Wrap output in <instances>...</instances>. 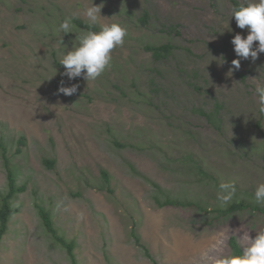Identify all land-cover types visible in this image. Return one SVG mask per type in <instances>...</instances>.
I'll use <instances>...</instances> for the list:
<instances>
[{"label": "rangeland", "instance_id": "374dc122", "mask_svg": "<svg viewBox=\"0 0 264 264\" xmlns=\"http://www.w3.org/2000/svg\"><path fill=\"white\" fill-rule=\"evenodd\" d=\"M92 6L101 8L97 32L118 23L127 36L98 79L70 81L60 60L88 33L73 19L89 22ZM236 9L232 0H0V143L24 187L11 201L18 212L1 239L0 264H70L36 205L74 242L78 264H152L134 244L132 227L158 264H212L202 253L216 239L231 252L230 236L241 246L264 229V216L250 210L219 217L154 201L219 204L217 187L184 173L188 153L235 184L233 199L254 196L264 183V114L255 91L264 86V53L254 62L236 56L233 37L248 34L236 26ZM66 19L67 34L59 31ZM165 42L176 49L161 62L143 48ZM234 59L241 66L231 73ZM193 70L196 79L187 76ZM61 81L78 84L77 93H58ZM214 101L222 105L220 130L194 112ZM7 189L0 149V197Z\"/></svg>", "mask_w": 264, "mask_h": 264}, {"label": "clouds", "instance_id": "9594fccd", "mask_svg": "<svg viewBox=\"0 0 264 264\" xmlns=\"http://www.w3.org/2000/svg\"><path fill=\"white\" fill-rule=\"evenodd\" d=\"M101 8L92 6L88 8L85 15L89 22L96 24L101 16ZM232 17H235L236 26L246 29V37L236 34L231 43L234 45V52L237 57L249 59L254 62L259 58V54L264 53V0H250L245 6L234 10ZM59 31L71 33L69 20H64ZM127 36V28L118 23L105 25L99 32L91 31L80 37L79 46L67 51L60 60L65 71L62 73L68 80L82 77L86 81L98 79L110 66L112 61V51L118 46H122ZM254 42H258L254 46ZM66 47V45H65ZM225 61L223 60L222 63ZM221 63V64H222ZM233 70H239L240 59L232 62ZM228 72V73H229ZM79 85L71 84L65 86L61 81L57 91L66 96L77 93ZM259 97L258 111L264 114V86L255 89ZM236 186L232 182L221 183L217 200L221 207L227 206L236 195ZM254 202L264 206V183L257 186L254 192ZM246 244L241 245L238 251L225 252V241L223 238L216 239L210 250L202 253V259L211 261L212 264H264V229L256 231L254 238L246 237Z\"/></svg>", "mask_w": 264, "mask_h": 264}, {"label": "trees", "instance_id": "16d2710c", "mask_svg": "<svg viewBox=\"0 0 264 264\" xmlns=\"http://www.w3.org/2000/svg\"><path fill=\"white\" fill-rule=\"evenodd\" d=\"M233 4L239 8V4L236 0H232ZM73 22L75 26L79 29H82L87 32L95 31L97 32V27L89 22H85L81 19H73ZM142 24H147L148 22V13L144 12L142 18H141ZM144 50L149 52L151 54V57L156 62H161L163 60H168L170 57L174 55V50L176 49V46L173 45L171 42H165L160 44H150L147 43L143 46ZM189 78L193 77L196 79L197 73L195 70H193L192 75H188ZM188 84L193 86L197 89V84H193L192 81H188ZM222 105L214 101L210 108L206 107L205 104L198 106L195 109V113L200 115L201 117L205 118L206 121H208L210 124H212L216 129H221L223 125V121L220 118ZM24 138L21 137L19 142L20 144L24 141ZM0 149L1 154L4 160V166L6 170V176H7V192L0 197V242L3 238L4 234L8 230V224L10 221V218L18 212V209L13 207L11 204V201L13 197L24 191V187H18L16 184V179L14 176V172L9 164V158L5 154V147L3 144L0 143ZM19 151V149L17 150ZM184 159L182 161V166L184 168V173H187L188 175L193 177V180L197 183H201L204 186L212 185L215 188L217 187L219 189V185L221 183H225L223 181L224 178L221 177V175H218L216 172L208 170V166L205 167L204 159L199 156L198 154L194 153H188V155L183 156ZM45 164H47L49 167H52L54 165V161L51 160H45ZM102 178L105 182V184L108 186V190L111 191L110 188V175L107 171L101 170ZM227 182V180H226ZM158 189L159 187L155 185ZM160 190V189H159ZM161 192V191H160ZM155 204L158 207H164V206H174L179 208H195L199 210L200 212H213L219 217H225L230 214L250 210L252 212H256L262 216H264V206L258 205L254 202V196L250 193L244 192L241 199H233L227 206L221 207L218 203L216 205H212L211 209H208V201L207 200H194V199H182V198H172L169 196H165L163 200L160 199V197L155 196L154 197ZM39 217L41 219L42 225L47 232V234L50 235V237L61 247H63L67 251L68 258L70 260V264H78L76 256L74 254V242L66 240L63 236H61L56 227L54 226L53 220L51 218L50 212L46 210L44 207L40 205H36ZM264 224V219H263ZM130 236L134 241V244L137 245L139 248H141L144 252V255L152 262V264H158V262L152 257V255L149 252L148 247H146L139 237V235L136 233V230L134 227L130 230ZM228 245L232 251H238L240 248V244L236 237L230 236L228 239Z\"/></svg>", "mask_w": 264, "mask_h": 264}]
</instances>
